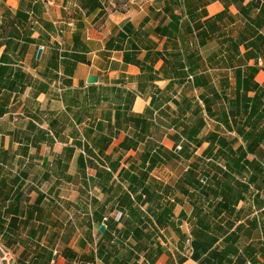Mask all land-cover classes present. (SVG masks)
<instances>
[{"label":"crops","instance_id":"1","mask_svg":"<svg viewBox=\"0 0 264 264\" xmlns=\"http://www.w3.org/2000/svg\"><path fill=\"white\" fill-rule=\"evenodd\" d=\"M0 240L264 264V0H0Z\"/></svg>","mask_w":264,"mask_h":264},{"label":"built area","instance_id":"2","mask_svg":"<svg viewBox=\"0 0 264 264\" xmlns=\"http://www.w3.org/2000/svg\"><path fill=\"white\" fill-rule=\"evenodd\" d=\"M178 148L180 146H177ZM0 264H14L13 252L0 240Z\"/></svg>","mask_w":264,"mask_h":264},{"label":"water","instance_id":"3","mask_svg":"<svg viewBox=\"0 0 264 264\" xmlns=\"http://www.w3.org/2000/svg\"><path fill=\"white\" fill-rule=\"evenodd\" d=\"M41 49H38V51H37V56L40 54V51ZM94 81H96V76H93V75H89L88 77H87V82H94ZM99 230H101V231H103V225H100L99 226Z\"/></svg>","mask_w":264,"mask_h":264}]
</instances>
